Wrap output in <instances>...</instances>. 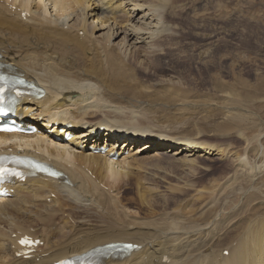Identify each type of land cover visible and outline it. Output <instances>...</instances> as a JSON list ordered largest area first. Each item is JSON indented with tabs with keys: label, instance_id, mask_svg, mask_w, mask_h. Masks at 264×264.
Here are the masks:
<instances>
[{
	"label": "bare ground",
	"instance_id": "obj_1",
	"mask_svg": "<svg viewBox=\"0 0 264 264\" xmlns=\"http://www.w3.org/2000/svg\"><path fill=\"white\" fill-rule=\"evenodd\" d=\"M184 1L0 0V68L45 91L43 98L21 99L13 114L21 122L30 115L39 131L0 134V156L37 159L63 175L24 173L7 181L8 196L0 200V264H54L117 243L140 249L125 258L107 256L105 264H264L261 146L254 154L247 146L236 157L219 189L205 185L196 190L193 208L181 206L176 212L166 208V201L162 213L139 187L135 194L153 218L131 220L117 210L122 201L110 192L129 195L133 168L148 157L185 162L194 174L200 158L225 153L195 139L161 134L139 120L137 109L155 104L150 92V97L145 94L159 89L139 79L136 83L134 74L154 70L156 60L171 56L172 38L181 36L177 18L185 11ZM179 85L169 79L164 86L170 91ZM160 101L186 114L195 104L167 97ZM236 101L230 97L221 107L212 128L222 137L241 138L256 125L257 115ZM102 213L106 217L92 219ZM26 235L39 240L30 258L18 245Z\"/></svg>",
	"mask_w": 264,
	"mask_h": 264
},
{
	"label": "rangeland",
	"instance_id": "obj_2",
	"mask_svg": "<svg viewBox=\"0 0 264 264\" xmlns=\"http://www.w3.org/2000/svg\"><path fill=\"white\" fill-rule=\"evenodd\" d=\"M184 2L187 4L185 11L177 18L181 24L177 31L181 36H173L172 43L176 42V46L171 50V56L156 60L154 70L143 69L137 75L134 74L136 83L141 80L139 84L148 87L152 85L159 89L145 94L150 92L151 97L147 96L155 104L152 106L146 103L144 109H137L141 113L143 109L147 114L138 112L142 116H139V120L146 122L142 124L143 127H155L151 130L160 131L161 134L177 139H195L202 144L219 147L225 153L220 156L212 153L211 156L200 158L194 174L191 171L195 168L185 162L179 164L171 160L162 161L148 157L147 160L135 164L133 173L136 181L131 186L132 192L127 195L125 190L110 191L122 201L120 209L117 210L128 215L131 220L147 222L153 218L141 205L139 195L135 194L139 187L162 213V206L166 201V208L176 212L180 211L181 206L193 208L196 190L205 185H213L211 191L219 189L236 166V157L242 156L247 146L252 148V154L260 146L264 148V0ZM129 65L137 71L135 65ZM169 79L178 80L181 89L169 91L164 86ZM164 96L180 99L182 102H195L194 109L188 110L187 114L170 110L160 101ZM230 97L237 99L238 104L243 102L249 111L257 115L256 125L251 131H243L241 138L238 137L239 134L222 137L212 129L220 116L218 114L221 107ZM121 107L125 110L127 105L122 104ZM155 107H158L157 110ZM131 127L133 126L130 125L128 129H132ZM201 130L208 133L198 135L197 132ZM233 152L236 153L232 154ZM101 217H106V214L102 213L92 219L98 221Z\"/></svg>",
	"mask_w": 264,
	"mask_h": 264
},
{
	"label": "snow or ice",
	"instance_id": "obj_3",
	"mask_svg": "<svg viewBox=\"0 0 264 264\" xmlns=\"http://www.w3.org/2000/svg\"><path fill=\"white\" fill-rule=\"evenodd\" d=\"M0 171H7V169H0ZM25 243H27V241H24Z\"/></svg>",
	"mask_w": 264,
	"mask_h": 264
}]
</instances>
